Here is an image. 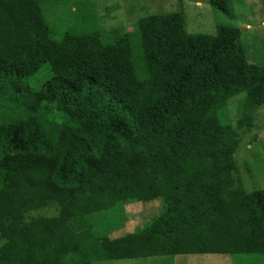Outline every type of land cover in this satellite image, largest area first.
<instances>
[{
    "label": "trees",
    "instance_id": "trees-1",
    "mask_svg": "<svg viewBox=\"0 0 264 264\" xmlns=\"http://www.w3.org/2000/svg\"><path fill=\"white\" fill-rule=\"evenodd\" d=\"M43 1L0 0V264L264 254V188H246L237 158L264 66L242 30L192 34L181 11L56 38ZM153 200L158 215L112 236Z\"/></svg>",
    "mask_w": 264,
    "mask_h": 264
},
{
    "label": "rangeland",
    "instance_id": "rangeland-1",
    "mask_svg": "<svg viewBox=\"0 0 264 264\" xmlns=\"http://www.w3.org/2000/svg\"><path fill=\"white\" fill-rule=\"evenodd\" d=\"M45 1V16L56 38L70 30L98 31L108 36L117 28L123 32H134L136 24L143 17L182 11L187 30L192 34L214 35L220 25L238 26L242 30V41L247 47L250 61L264 66V0H232L233 16L213 9L208 0ZM74 8H78L79 12L76 13ZM244 96L241 93L229 100L224 112L230 121H237L239 104ZM254 121L255 127L244 136L237 152L240 175L247 189L264 188V107L258 110ZM253 137L255 140L251 143ZM134 205L127 206L126 228L114 233L113 237L143 227L146 221L162 211L159 200ZM40 212L50 215L54 210L41 209ZM120 212L125 213L123 210ZM92 264H264V254H236L233 257L228 254L160 256L94 261Z\"/></svg>",
    "mask_w": 264,
    "mask_h": 264
},
{
    "label": "crops",
    "instance_id": "crops-1",
    "mask_svg": "<svg viewBox=\"0 0 264 264\" xmlns=\"http://www.w3.org/2000/svg\"><path fill=\"white\" fill-rule=\"evenodd\" d=\"M199 3V2H198ZM200 4V3H199ZM182 262V261H181Z\"/></svg>",
    "mask_w": 264,
    "mask_h": 264
}]
</instances>
